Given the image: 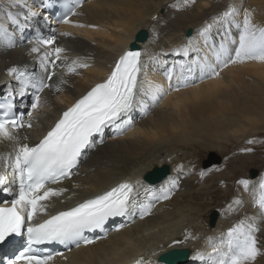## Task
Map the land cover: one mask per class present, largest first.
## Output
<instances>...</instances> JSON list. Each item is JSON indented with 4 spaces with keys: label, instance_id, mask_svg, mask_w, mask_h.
<instances>
[{
    "label": "bare ground",
    "instance_id": "1",
    "mask_svg": "<svg viewBox=\"0 0 264 264\" xmlns=\"http://www.w3.org/2000/svg\"><path fill=\"white\" fill-rule=\"evenodd\" d=\"M166 1L88 0L76 11L80 15H75V22L96 27L81 28L72 24L61 27L59 33L57 31L56 42L64 41L71 45L63 53L68 57L67 63L79 57L90 66L77 69L76 73H68L64 68L57 71L59 76L57 75V79L50 84L53 87H50L48 92L46 90L50 96L49 100H42V107L32 111V118L36 121L33 123V128L18 131L21 142L33 144L27 134L36 135L43 130L42 125H46L64 105L72 102L95 82L103 80L114 59L135 41L139 31L143 30L146 33L144 40L136 42L143 49V57L145 48L151 43L153 45L157 43L153 28L160 22L163 23L157 27L156 34L179 31L182 35L175 39L173 43L175 46L169 50L159 47L152 54L157 55L156 60L144 58L146 68L140 79L150 81L152 86L163 85L164 93L160 95L159 100L153 102L152 89L145 83L147 94L141 93L138 99L144 101L147 108L140 104L133 108L130 118H127L130 126H125L123 121L120 122L123 128L121 135L115 136L117 130L110 127L108 132L103 134V137H109L106 143H101V138H96L93 154L84 159L85 163L88 162L86 168L81 166L80 161L73 177L60 185L67 191L48 203V207H52L53 210L63 209L84 197L106 190L118 181H130L135 185L136 181L141 180L142 186L135 188L137 207L130 211L127 219L136 218L135 214L137 210L139 212L140 205L152 204L151 213L145 216L146 219L143 221L138 220L137 223L128 224L119 231L111 233L104 240L73 249L70 253L57 257L52 264H122L137 256H143L149 264H154V261L155 264H163L164 262H158V256L173 248L185 246H190L191 255H187V258L176 264H187V261H194L195 264H210V262L215 264L213 256L210 255L212 248L221 244L222 234L233 225V220L236 221V213L240 212L238 208L232 214L229 213L230 222H223L222 217H219L214 234L205 239L200 238L198 241L190 242L191 239L177 238L175 233L171 237L173 240L162 241L164 235L161 234H167V231L164 232L165 229L174 231L190 217L195 207L189 202L197 198L200 193L199 191L193 193L190 190L197 180L193 173L197 170L186 166L181 158L172 162L173 157L169 150L192 147L200 141L204 147L221 149L230 143L231 139L235 142L243 140L240 134L264 133V61L249 60L229 64L226 68L217 67L216 70L220 75L211 77L201 72L198 64L193 63L198 59L202 63L203 57L207 55L208 62L215 64V57L210 50L212 44L215 43L218 47L222 38L226 41L232 38L238 39V30L234 26L230 27L226 35L225 30L229 26L214 25L208 34L206 45L205 38L199 35V29L206 23H211L214 15L225 11L227 6L232 4L241 9L238 20L242 19L243 9H248L253 13L254 22L264 24V0H256L257 2L228 0L226 7L211 2V12L204 9L210 0H195L197 5L184 8L189 11L184 15L175 14L174 11L177 9L168 7L172 3ZM34 2L35 0H28L31 10L38 13L35 17L31 16L26 8V10L12 8L9 6V0H0V24L8 30L13 27L7 18L5 9L7 8V11L13 13L22 11L24 16L20 17L21 22L27 17L33 24L39 26L44 22V15L42 10L35 7ZM161 8L165 11L163 15L159 13ZM155 15L158 20L153 21L152 17ZM188 26L192 28L189 35L186 34ZM28 27L34 30L33 27ZM14 28L15 31H20L17 27ZM62 32L71 35L64 36L61 35ZM13 35L15 36L8 39H0V95L10 90L17 92L16 95L19 94V90H15L20 89V81L16 79V73H8V68L17 67L29 79H35L42 69L37 58L38 54L30 52L33 44L25 40L26 36L28 37V30H22L20 34V39L23 40L24 47L26 46L24 51L17 45L20 39L15 38L16 32ZM189 39L192 41L191 44H188ZM9 43L16 45L9 47ZM185 45L188 48L187 53L183 50ZM229 47L233 48L234 45L229 44ZM177 48L180 50L176 51ZM42 50L44 48H41V52ZM30 62L32 66H28ZM168 62L178 63L180 68L177 70L179 67L177 66L171 69L170 65H167ZM189 68L192 70L189 71ZM37 69L40 70L38 73ZM169 72L172 74L171 80L168 79ZM61 79L66 82L61 83ZM15 84L18 86L15 87ZM24 137H27V140H24ZM0 143V154L11 152L12 142L0 141ZM160 154L170 156L167 157L168 160L163 161L165 157ZM160 166L168 169L166 176L160 181L151 183L145 177L143 179V176L161 168ZM3 170L10 180L11 170ZM173 179L179 186L171 188L170 198L157 199L171 187ZM259 182L250 183L249 188L243 190L244 196L239 205L245 207V212L249 210L248 203L258 189ZM140 188L141 193H138ZM251 211V217L257 218L256 223L259 226L263 221L260 213L254 209ZM160 241L162 245L159 247L153 250L147 249L148 245L154 248L153 244L158 245ZM148 255H152L151 258ZM255 264H264V256H260Z\"/></svg>",
    "mask_w": 264,
    "mask_h": 264
},
{
    "label": "snow or ice",
    "instance_id": "2",
    "mask_svg": "<svg viewBox=\"0 0 264 264\" xmlns=\"http://www.w3.org/2000/svg\"><path fill=\"white\" fill-rule=\"evenodd\" d=\"M43 2V0H41ZM69 9V15H80L75 9L80 7L82 0H65ZM195 3V0H175L168 7L181 10ZM12 8H27L31 16L38 13L31 10L28 0H9ZM241 9L229 4L225 11L212 17L211 23H206L199 29V35L204 37V43H208V34L214 25L229 26L226 28V35L230 27L234 26L238 30V39L232 38L230 41L221 39L219 46L215 43L211 46L212 55L215 57V64L209 61L207 55L203 57L201 63L199 59L193 61L198 64L201 72L205 75L219 76L217 67H228L229 64L242 63L249 60L264 61V24L254 22L253 13L248 9H243L241 20ZM24 13L8 11L7 18L18 29L24 30L29 25L27 17L22 23L20 17ZM155 21L157 17L153 16ZM64 24L75 23L77 27H96L95 25H84L72 21L65 15L60 21ZM12 33L3 24H0V39H6ZM61 35L68 36L71 33L62 32ZM33 46L31 53L38 54L40 67L46 73V79L51 81L56 74L58 66L65 67L68 73H76L77 69L88 68L90 65L83 62L81 58L73 59L71 63H66L68 57L63 55L65 49L53 47L56 40L51 38L37 37L35 42L29 41ZM191 39L188 44H191ZM229 44L234 45L233 48ZM12 47L11 43L8 44ZM41 48L45 50L41 52ZM179 51L180 49H175ZM187 53V45L183 46ZM149 60H156L157 55L148 57ZM60 62L58 65L57 62ZM51 65V68H49ZM146 68V61L140 50L125 49L115 59L110 71L102 82L96 83L86 94L80 96L70 107L63 111L56 120L54 126L46 132L38 142L29 144L21 142L18 137V130L32 128L31 122L27 124L23 121V113L14 118L13 110L17 108L12 102L0 103V141L12 142V150L8 154H0V185L3 192L10 193L13 198L0 204V264H51L53 255L46 250L42 251L38 246L53 241L60 243H75L79 247V242L84 244L93 243L92 240L83 236L85 230L103 229L105 222L111 217H122L129 215L130 211L137 207L135 199V188L130 181H124L110 187L102 193L86 198L75 206L66 210L58 211L54 215L48 216L42 221L37 220L38 213H45L48 205L44 203L52 197L60 196L67 191L63 187H51L49 185L58 184L64 179L73 176V170L78 167L80 159L86 149L95 147V137H101L105 129L109 126L122 132L120 122L125 126H130V121L126 118L137 104L145 109L147 105L139 100L141 93L147 94L145 83L151 90L153 102L159 100L164 93L163 85L152 86L150 81H142L141 75ZM192 69L189 68V71ZM9 74L16 73V79L20 81L21 87L19 95H25L29 78L17 67L7 69ZM168 79H172L171 72ZM45 77H41L37 84H33L34 94L31 98V108L38 110L42 107L43 101L40 93L45 88L53 87L44 82ZM65 83L63 79L60 81ZM59 90L58 85L56 86ZM171 87V85H169ZM11 90L8 96L11 97ZM24 108L23 104L19 105ZM32 115L31 112L28 113ZM27 140V137H24ZM101 143L103 140L101 139ZM252 143V141H249ZM251 152V148L243 149ZM3 169L11 170L9 180ZM202 171L200 175L203 177ZM139 182H137L138 184ZM18 185V190L13 192L12 187L7 185ZM237 184L243 185L245 190L249 188L248 179H239ZM178 182L173 179L171 187L165 190V194L157 199L168 200L171 195V188L178 187ZM236 204H241L239 199ZM253 204L259 210L260 217L264 219V179H261L258 189L253 195ZM153 205L144 204L139 206L140 219L151 213ZM256 217H245L233 226L229 227L222 234L223 239L220 245L212 248L210 255L213 256L215 264H254L257 257L262 253L260 243L256 233L259 227ZM124 225H120L116 231ZM16 237H23V246L16 249ZM5 248L10 252L5 254ZM59 255H63L60 253ZM132 264H149L143 258L136 259Z\"/></svg>",
    "mask_w": 264,
    "mask_h": 264
},
{
    "label": "rangeland",
    "instance_id": "3",
    "mask_svg": "<svg viewBox=\"0 0 264 264\" xmlns=\"http://www.w3.org/2000/svg\"><path fill=\"white\" fill-rule=\"evenodd\" d=\"M168 1H170V3H173L172 1H175V0H167L166 2ZM211 2L212 4H216L217 6L221 4L222 6L226 7L228 0H210L204 7L205 10H209L210 12H211V5H212ZM252 2H257V1L253 0ZM196 5H197V2H195L194 4L190 6L192 8V7H195ZM5 9L7 10V8ZM26 11H28V9ZM164 12L165 11L163 8L159 9V13L161 15H163ZM174 13L175 14L180 13L184 15L186 13L188 14L189 11L186 9L184 10L183 8L181 10H175ZM24 22H25V19L22 23ZM160 23H163V22H160ZM27 24L31 27L35 26V24L29 21V19H27ZM159 24L153 28L154 29L153 33H155L154 38L156 39L157 43L156 45L155 44L153 45V43H151L149 44L148 47L145 48L143 58H148L149 56H151L155 51H157L159 47L166 48V50H169L170 48L175 46L173 44L175 42V39L179 38L182 35V33L179 31L178 32L169 31V33H162V34L157 33L156 34V31H158L156 29L159 26ZM188 28L192 29L191 26H188ZM11 30H8V31L12 34L6 39L10 37H14L15 36L13 35L14 32H16V35H17V37H15L16 39L21 38L20 34L22 30H20L19 32L15 31L16 29L14 28V25L11 28ZM24 30L31 31L32 29L29 27H26ZM67 43L66 44L70 47L71 46L70 43L69 42ZM11 44L16 45L13 43ZM17 45H19V48L22 51H24V49L26 48V46L24 47V43L22 39H20V43H18ZM198 50L200 51V49ZM30 65L32 66L31 62L28 63V66ZM182 66L184 67V64ZM39 69L36 70L37 73L38 71H40ZM16 86H18V84L17 85L15 84V87ZM18 90L19 89L15 91H18ZM26 94L27 92L25 93V95ZM40 96L42 100H49L50 98L49 94L46 91H43ZM37 113L39 114V112ZM29 122L33 124L36 121H34V119L32 118V121H29ZM240 135H241V138H243V140H240V141L238 140L235 142L233 139H231V142L227 143V145L221 149H217L215 147H204L200 144L202 143V141H200L199 143L196 142L192 147H185L183 149L176 148V149L169 150V152H171V155L173 157L172 162L175 159L181 158V161L185 162L186 166H188L189 168H192L193 170L194 169L197 170L193 172L194 178L197 180L194 182L190 190L193 193L196 191H199L200 193L197 198H194L190 200L189 202L191 206L195 207L190 217L184 220L183 223H181L179 226L176 227L177 231L176 230L168 231L167 229H165L164 232L167 231V234L166 233L161 234L162 236L164 235L162 239L163 242L165 240H173L171 237L175 233H176L175 235H177V238L181 240L191 239L190 242H194L195 240L198 241V239L200 238L205 239V237L212 236L214 234V230H215L214 228L216 226V223L219 217L220 218L222 217L223 222L225 221L230 222L231 217H229L228 214L229 213L232 214L234 211L238 210V208H240L239 209L240 212L236 213L235 215L236 221L234 222L233 220V225L239 220L245 218V216L251 217V212H252L251 210L254 209L259 212L258 208L254 206L253 204V197H251V200L248 203V207H249V210H247L248 212H245L246 211L244 210L245 207H243L242 205L236 204L235 200L239 199L240 201H242L243 199L242 196H244L243 190L245 189L243 185L237 184V180L243 178V179H248L250 183H254L256 181L259 182L261 181V179H264V133L259 132L258 134H254V135H250V134L249 135L240 134ZM103 138H104L103 142L105 143L109 139V137H103ZM249 141H252V143H249ZM247 148H251L252 151L251 152L243 151V149H247ZM93 152H94V148H90L89 152L83 157L81 161V166L83 168H86L88 164V162L86 163L84 162V159L88 157V155L89 156L92 155ZM163 155L164 154H160V156H163ZM168 156L170 155L169 154L164 155L165 158L163 159V161L168 160L167 158ZM189 156H192L193 158H188ZM210 156L212 159H210ZM209 159L210 161L208 163L207 161ZM252 168L255 169L257 173L254 177L251 178L248 174V170ZM202 171L205 173L203 177L200 175ZM143 179H144V176H143ZM138 182H139L138 185H137V181L135 184L137 188L142 186L141 180H138ZM1 190H2V185H0V191ZM140 190L141 188L138 189V193H141L139 192ZM212 210L218 211V218L215 221V223H213V225H210L208 220L210 219V215H211L210 213ZM143 219H146V218L144 217ZM143 219H140V217L136 216V218H133L131 223L128 222V224L137 223L138 220L143 221ZM258 227H259V231L256 233V235L260 243L262 253H264V230H263L264 229V219ZM222 229H220V231H222ZM160 245H162L161 241L158 242V245L157 243L153 244L154 248H151L148 245L147 249L153 250L157 248V246L159 247ZM181 249H185L186 251H188V255L189 256L191 255L190 246L188 247L185 246L184 248H173L171 249V251L181 250ZM148 256L151 258L152 255H148ZM260 256L263 257L264 254ZM260 256L257 257V260L258 258H260ZM257 260L255 262H257ZM151 262H152V259H151ZM155 263L156 261H154V264ZM186 263L195 264L194 261H187Z\"/></svg>",
    "mask_w": 264,
    "mask_h": 264
},
{
    "label": "water",
    "instance_id": "4",
    "mask_svg": "<svg viewBox=\"0 0 264 264\" xmlns=\"http://www.w3.org/2000/svg\"><path fill=\"white\" fill-rule=\"evenodd\" d=\"M190 33H191V30L188 29L186 34L189 35ZM145 38H146V33L142 30V31H139L138 34L136 35L135 41H141V40H144ZM130 46L135 47L136 43L132 42ZM210 159H212L211 156H210ZM210 159L207 161L208 163ZM256 173L257 171L253 168L248 170V174L250 177H254ZM166 174H167V168L162 167V168L155 169L153 172L147 174L145 176V179L148 182L155 183L159 181L162 177H164ZM215 218H216L215 214L211 213L210 215L211 225H213ZM187 255H188V251H186L185 249L167 251L161 254V256L158 257V260L166 264H176L180 261H183L185 258H187Z\"/></svg>",
    "mask_w": 264,
    "mask_h": 264
}]
</instances>
